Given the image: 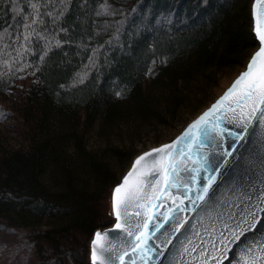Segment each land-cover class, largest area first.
I'll use <instances>...</instances> for the list:
<instances>
[{"label": "trees", "instance_id": "16d2710c", "mask_svg": "<svg viewBox=\"0 0 264 264\" xmlns=\"http://www.w3.org/2000/svg\"><path fill=\"white\" fill-rule=\"evenodd\" d=\"M253 1L0 0V94L21 84L0 121L15 114L25 141L0 154L10 263L90 264L95 231L114 222L117 164L135 158L109 136L165 125L225 69L245 67L258 48ZM93 128L103 147L89 148Z\"/></svg>", "mask_w": 264, "mask_h": 264}, {"label": "water", "instance_id": "95a60500", "mask_svg": "<svg viewBox=\"0 0 264 264\" xmlns=\"http://www.w3.org/2000/svg\"><path fill=\"white\" fill-rule=\"evenodd\" d=\"M244 71L114 187L90 264H264V0Z\"/></svg>", "mask_w": 264, "mask_h": 264}, {"label": "rangeland", "instance_id": "374dc122", "mask_svg": "<svg viewBox=\"0 0 264 264\" xmlns=\"http://www.w3.org/2000/svg\"><path fill=\"white\" fill-rule=\"evenodd\" d=\"M245 67L237 65L232 69H225L219 76L214 78V83L205 91V93L198 95L197 97L190 98L180 111L178 115L172 120L163 124L148 125L137 130L130 126H124L111 136H109L110 145L120 146L124 145L130 149V153L135 158L153 148L159 147L163 144L172 142L186 126L196 119L202 112H204L218 97H220L224 91L231 85L234 79L244 71ZM21 84L15 86L13 89L0 94V106L6 108H13L15 111L19 108V92ZM107 138V139H108ZM107 139L100 138L97 133V128H93V131L89 135L87 141L90 149H97L103 147L108 142ZM25 143L22 135V126L17 116L11 115L7 119L0 121V154L5 150H11L19 148ZM134 158V159H135ZM130 160L125 164H117L116 172L120 177L128 171L131 166ZM129 167V168H128ZM6 234H0L6 243L10 242L12 236H4ZM19 245V244H18ZM21 247V245H19ZM0 250H2V242H0ZM18 253V251H16ZM22 255V254H21ZM20 255V256H21ZM25 257H18L10 263L8 258L0 253V264H20V260H24ZM19 256V253H18ZM34 258L31 255L27 257L26 263L33 264Z\"/></svg>", "mask_w": 264, "mask_h": 264}]
</instances>
